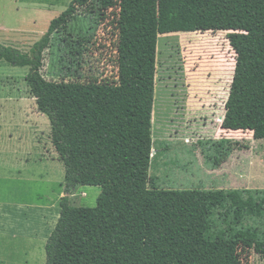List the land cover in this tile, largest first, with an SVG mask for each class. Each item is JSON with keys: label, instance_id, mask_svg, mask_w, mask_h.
I'll return each mask as SVG.
<instances>
[{"label": "rangeland", "instance_id": "obj_1", "mask_svg": "<svg viewBox=\"0 0 264 264\" xmlns=\"http://www.w3.org/2000/svg\"><path fill=\"white\" fill-rule=\"evenodd\" d=\"M71 0H0V44L23 52ZM120 0H98L43 52L46 79L119 73ZM258 35L225 30L159 34L156 53L150 188L248 191L242 237L147 240L144 264H264L244 240L264 239V139L221 127L235 55L259 47ZM28 66L0 60V259L45 264V244L64 195V165L46 114L26 82ZM99 186L79 185L70 201L95 206Z\"/></svg>", "mask_w": 264, "mask_h": 264}, {"label": "trees", "instance_id": "obj_2", "mask_svg": "<svg viewBox=\"0 0 264 264\" xmlns=\"http://www.w3.org/2000/svg\"><path fill=\"white\" fill-rule=\"evenodd\" d=\"M96 1L71 0L29 52L0 44V60L29 67L30 94L49 119L64 165V195L45 264H144L147 240L242 237L246 188L148 186L156 53L159 34L258 35V48L235 55L221 127L264 139V0H120L118 77L46 79L43 52L53 36L77 15L92 14ZM79 185L100 187L95 206L71 203ZM243 244L264 256V239Z\"/></svg>", "mask_w": 264, "mask_h": 264}, {"label": "crops", "instance_id": "obj_3", "mask_svg": "<svg viewBox=\"0 0 264 264\" xmlns=\"http://www.w3.org/2000/svg\"><path fill=\"white\" fill-rule=\"evenodd\" d=\"M156 154V153H155ZM72 194H70V196H71ZM0 264H9L8 262H4V259H0Z\"/></svg>", "mask_w": 264, "mask_h": 264}]
</instances>
